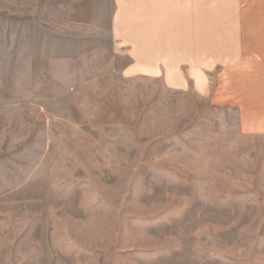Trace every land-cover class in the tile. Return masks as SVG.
Returning a JSON list of instances; mask_svg holds the SVG:
<instances>
[{
	"label": "rangeland",
	"instance_id": "374dc122",
	"mask_svg": "<svg viewBox=\"0 0 264 264\" xmlns=\"http://www.w3.org/2000/svg\"><path fill=\"white\" fill-rule=\"evenodd\" d=\"M114 0H0V264H264V147L209 54L115 42Z\"/></svg>",
	"mask_w": 264,
	"mask_h": 264
},
{
	"label": "crops",
	"instance_id": "0c3cea01",
	"mask_svg": "<svg viewBox=\"0 0 264 264\" xmlns=\"http://www.w3.org/2000/svg\"><path fill=\"white\" fill-rule=\"evenodd\" d=\"M115 42L219 64L207 101L264 147V0H114Z\"/></svg>",
	"mask_w": 264,
	"mask_h": 264
}]
</instances>
